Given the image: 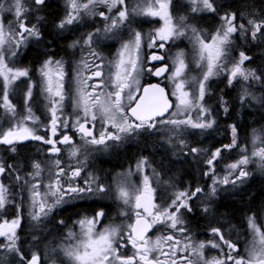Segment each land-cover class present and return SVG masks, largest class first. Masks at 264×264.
<instances>
[{"label": "snow or ice", "instance_id": "snow-or-ice-1", "mask_svg": "<svg viewBox=\"0 0 264 264\" xmlns=\"http://www.w3.org/2000/svg\"><path fill=\"white\" fill-rule=\"evenodd\" d=\"M36 6L45 4V0H32ZM171 0H147L144 7L139 5L130 10L125 0H66V14L59 21L57 27L65 29L66 26L79 23L85 16H93L97 13V6L103 5L108 13H112L113 9H117L114 16L109 17L104 11L99 12V16L108 20L109 23L104 31L111 32L119 28L125 22H130V14H142L153 17H160L163 20V27L155 31L154 36L149 37L147 47L164 48L169 41L175 43V40L186 36L190 31L193 48L196 52V66L202 69L201 75L189 78V63L186 60L183 50L177 51L171 59L172 70L168 79L171 80L173 91L170 93L175 97L176 104L173 106L169 99V93L158 84L149 85L141 89L139 77L148 71L159 77L169 72L167 65L152 69L147 68L145 62L141 59L140 49L142 35L138 31L132 32V38L122 43L117 53V58L111 63V67L115 70L109 73L106 79H101L99 84L92 85V91H89L88 81L93 78L104 77L102 64H92L87 59L82 60L83 68L91 72L90 76H84L82 72H78L79 77L77 83V94L74 100L76 118L72 127L80 134L81 141L85 147L87 146H104L108 147V141L119 142L126 135L139 133L140 131H161L158 125L171 126L167 129L173 136L178 138V144L181 148L187 147L184 139L179 138L184 129H209L215 124V120L211 118V109L204 104L205 95L209 89L206 84L211 77L227 73V83L231 86L234 82H247L250 79L260 81L264 73L257 75L254 69L245 68V61L250 57L244 52L239 53L238 59H229L231 49L229 45L232 43L234 34L246 31L243 23H237L235 13H226L221 17L223 24L221 29L216 31L208 40H206L195 26L188 25L184 22V18H180L179 22H174L169 12ZM194 5L192 11L216 12L213 0H192ZM13 12L16 20L15 28L6 30L2 14L4 12ZM29 11L24 0H10L9 4L0 2V79H2L3 87L0 90V109H3L5 115L10 117L14 123L7 129H0V144L9 146L11 152H16L15 145L26 140L42 141L50 146L52 154H59L60 145H71L70 156L75 158L80 155V147L76 146L72 138L65 134L61 139L56 140L58 126L66 129L69 127L68 117L63 113V102L65 100L64 92V76L62 61H54L47 59L39 69L43 78V91L47 94L48 111L50 113L51 137L37 135L35 130L29 126V122L33 124L39 121V117L33 112L30 101L33 98L32 86H29L25 93L24 113L19 114L17 107L9 99V92L12 85L21 77H28L29 70L26 68L10 67L5 59V52L11 49L10 55H16V49L22 42L28 38L39 39L41 32L35 24H28L27 16ZM83 13V16H82ZM42 19V18H40ZM252 26L250 35L252 39L257 38V34L264 29V20L247 21ZM99 31V30H97ZM96 33H88L83 40V45L89 49V56L99 58V54L92 47L93 37ZM157 41H160L157 44ZM80 41H74L70 47H77ZM7 46V47H6ZM163 55L152 54L151 61H162ZM95 70H92V69ZM195 83V92L189 89L188 85ZM101 91H96L101 88ZM251 96V93L244 89L241 96V103ZM253 100L255 96L251 97ZM135 101L134 106L132 102ZM221 106L225 114L228 112L227 101L221 98ZM170 112V109H173ZM196 112V119H193L191 113ZM183 116L184 118H178ZM102 125L100 131L95 132L96 122ZM114 131H108V128ZM231 143L216 148L208 156L206 163L209 165V172L206 175L214 173L215 162L221 158V154L225 150H231L237 147L238 136L235 125H230ZM259 139V137H256ZM170 142V141H169ZM202 150L197 147L188 149L189 153L200 154ZM246 149H241L243 153ZM252 156L258 157L264 166V147H260L252 152ZM86 159V157H85ZM83 163L82 161H77ZM250 163L249 155H242L234 163L227 165L229 175L235 173V180H230L228 176L222 179H213L211 187V195H215L217 189L216 184H235L236 180H243L249 175L246 166ZM55 171L49 169L50 178L44 185V191H41V184L37 178L41 177L44 169L39 161L32 163L33 171L28 175L31 181L26 180L20 175H15V179L24 184L29 185V215L33 221H40L47 218L49 214L57 207L67 203V197L73 199L81 196L82 193H105L108 189L98 183V178L88 174V179L83 181L84 186L76 183V178L81 175L82 167H71L66 171L61 167V161L56 159L53 161ZM148 164L146 158H141L136 164V170L143 172ZM12 169L11 165L5 167L0 161V176L5 175ZM67 178V183L62 182V178ZM116 198L134 212L135 221L127 225V230H123L121 226H106L101 231H96V226L100 222V218L104 216L103 211H98L94 216H82L75 223L79 225L80 231H68L67 239L71 243L63 246L64 255L70 264H178V260L182 264H194L190 259L191 255L197 257L196 264H264V231L256 223L255 214L247 217V225L251 231V241L245 249V255H240V249L237 244L229 239H225L224 234L219 228L213 227L211 232L218 237L220 243L210 242L213 248H221V244L226 246L227 252L220 258L213 257L205 259L203 250L205 243L201 242L193 245L190 237H184L183 242L174 235H165L157 237L154 241L146 237V233L156 224L164 225L183 235L187 229L184 226V220L180 215V210L185 209L192 211L189 201L192 200L197 193H202L203 189L197 187L189 194L188 191H180L174 194V198L164 207H158L153 201L154 189L150 186L148 175L143 176V186L137 188L128 186L124 183L118 184L116 187ZM8 203V188L0 182V210H3ZM155 209V211H153ZM204 212H208L209 208L205 207ZM121 215H128L127 211H121ZM21 217L18 214L11 221L4 219L0 222V237L4 238L0 241V249L15 253L19 257V264H41V256L37 252L26 255L21 251L17 235V229L20 227ZM59 223L63 224V221ZM131 245L134 249L132 255H122L121 249ZM167 246L165 251L163 246ZM153 253L157 255L153 256ZM178 253H188L189 255L178 257ZM163 257L164 259H161Z\"/></svg>", "mask_w": 264, "mask_h": 264}, {"label": "flooded vegetation", "instance_id": "flooded-vegetation-1", "mask_svg": "<svg viewBox=\"0 0 264 264\" xmlns=\"http://www.w3.org/2000/svg\"><path fill=\"white\" fill-rule=\"evenodd\" d=\"M53 0H45V4L52 2ZM56 1V0H55ZM61 2L56 4L61 10V19L66 13V0H57ZM176 2V1H175ZM175 2L173 1V13L177 15ZM175 8H174V7ZM216 7V6H215ZM107 9L103 6H97L95 9L96 15L85 17L79 23H74L73 25L66 26L65 29H60L57 27L59 20L56 25H54V30L56 31V36L63 42H65V49L55 50L54 43V32L51 33L49 37V43L46 49V55L44 61L51 58L54 61L61 60L64 62L63 66L67 67L70 70L73 66L78 65V50L80 52V46L83 43L84 38L88 33H96L93 37L92 47L99 54V58H92L89 56V49L87 46L83 45L81 48L80 56L82 60L87 59L92 64H102V70L104 72V77L102 78H93L88 81L89 91H92V85L99 84L101 79H106L109 76L110 72H113L115 69L111 67V63L114 62L117 58V53L121 48L122 43L127 42L126 37L128 34H131L135 28L140 31H145L147 28L158 27L157 25H152L147 18L149 16L138 19L134 24L132 20L127 22L125 27H119L111 31L113 38L104 39V34L102 31L106 28L109 23L108 20L102 19L98 15L100 11ZM106 11H104L106 13ZM37 9L33 10V14H37ZM140 15V14H139ZM225 15V14H224ZM243 18L239 23L245 25L246 31L242 33V38L244 44L248 47H252V50H257L261 47L262 42H264V29L261 30V33L257 34L256 39H252L250 32L252 26L247 23L249 19L254 21L264 20V11L255 9L251 13L241 11ZM83 16V13H82ZM110 17V16H109ZM103 21L104 24L103 25ZM134 27V28H133ZM39 28V27H38ZM40 30V28H39ZM99 30V31H97ZM41 36H42V31ZM247 33L249 37H247ZM33 41V44L36 43ZM79 40L81 43L77 48L70 47L74 41ZM160 42L157 41V44ZM247 43V44H246ZM168 44L164 49L160 48H149L143 42H141L140 55L141 59L145 62L146 67L155 71L156 68H159L163 64H167L169 72L164 76L156 77L152 73L145 71L143 72L139 79L141 81V89L152 82H157L167 88L170 95V85L167 80L169 76L172 65L168 57ZM161 51L164 54L165 60L163 62H151L150 55L153 52ZM238 52H244L245 55L250 57L249 60L245 61L244 67L250 64L254 65L258 69L257 75L260 73V62L259 57L254 58V52H246L244 50H239ZM229 59H233L230 55ZM40 66L43 64V62ZM82 64V61H81ZM83 65V64H82ZM92 70H95L94 68ZM86 76H90L91 72L85 70ZM73 71L67 73L68 77H72ZM65 75V76H66ZM64 76V77H65ZM66 76V78H67ZM68 80V79H67ZM70 81V80H69ZM74 86V85H73ZM251 93V96L247 97L243 103H241V96L243 95L244 89ZM262 76L260 81L249 80L247 82L237 81L234 82L231 86L227 83V73H222L218 76L211 78L208 89V100L214 112L219 111L220 102L218 100L227 101L228 112H230V93L236 98L237 108L242 109L245 105H251L254 110L260 108L261 95H262ZM101 88H97L96 91H101ZM69 95L68 102L65 106L68 108L66 112H63L68 117L69 127L66 129L57 128V134L55 137H51V132L49 129L50 122L47 119L44 123H37L33 125L37 135L44 136L46 139L51 137L53 139L59 140L63 135H69L76 146L80 147V155L78 157H71V145H60L57 144V147L61 149L59 154H52L50 152V146L44 144L42 141L29 140L27 142L33 141V162L39 161L41 163L44 171L42 172L41 177L37 180L41 184V191H44V185L48 183L50 178L49 169L55 171V166L53 161L59 159L61 161V167L65 168L66 171L71 167H82L83 171L81 175L76 178V183L80 184L81 187L84 186L83 181L88 179V174H91L94 177L98 178V183L103 184L108 191L105 193L93 194V193H82L78 198L67 197V203L62 204L61 206L55 208L47 218H42L40 221H33L29 215L30 204L29 202L22 201L16 203H8L3 210H0V222L7 219L11 221L15 219L18 214L21 217L20 227L17 229V235L20 237L19 245L21 251L26 255H30L32 252H37L41 256V264H70L67 257L64 255L63 246L71 243L67 239V232L74 231L79 232V225L75 222L82 218V216H94L98 211H103L104 216L100 218L99 224L96 226V231H101L103 227L112 225V226H121L123 230H127V225L132 224L135 221V215L132 210L127 206L123 205L121 201L116 198V187L118 184L124 183L128 186H135L140 188L143 186V176L148 175L150 179V186L154 189L153 192V203L158 207H164L171 202L174 198V194L180 191H188L191 194L197 187L203 189L202 193H197V195L190 200L188 203L192 208L191 212L186 211L185 209L180 210V215L184 220V226L187 231L181 235L179 232H176L173 229L167 228L164 225L156 224L154 225L147 233L146 237L155 240L157 237H163L165 235H174L177 239H180L182 242L184 237H190L193 245H197L201 242L205 243L206 247L203 250V255L205 259H211L213 257L219 258L216 250L219 248H213L210 246V242L220 243L218 237L214 236L211 232L213 227L219 228L224 234L225 239L231 240L233 243L237 244L240 249L239 254L243 255V250L245 243L249 240V228L247 225V217L249 215L255 214L256 223H262L261 214L264 212V205H259L257 211L248 213V215L241 217L239 219L234 217L221 218L216 213L217 202L225 197L228 198L230 195L242 191L247 185L253 181H262L261 178L264 175L260 173H249V175L241 180H236L235 184H220L222 185L223 191L209 200L210 188L207 178L203 180V172L207 169L208 166H203L198 163V159L194 160L196 154L189 153L188 150L181 153L180 149L176 148L178 146L174 139L168 138L165 136L162 131L152 132L146 131L142 133H132L131 136H125L119 142L108 141V147L104 146H87L83 145L81 141L80 134L72 127L76 116L75 112L78 109H75L74 100L76 97V92L74 89H71L67 92ZM255 96L256 99L251 97ZM171 99L174 102V98L170 95ZM135 101L132 102L134 105ZM217 103V104H216ZM175 107V106H174ZM174 108L171 110L173 111ZM223 111V109H221ZM221 111V112H222ZM224 112V111H223ZM222 112V113H223ZM234 125V124H232ZM220 126L218 123L214 129H217ZM223 126V124H222ZM227 126H230L227 124ZM102 125L99 121L96 122L95 132H99ZM213 129V130H214ZM223 130V128H221ZM108 131H114V129L108 128ZM225 133V131H223ZM231 134V132H230ZM240 137V136H239ZM241 138V137H240ZM241 140L246 141L241 138ZM170 141V142H169ZM203 142L197 143L196 136L192 137V140L186 145H192L197 147L202 145V149L208 152H202L204 155H201L203 159L207 158V154L210 151H214L216 148H212V145H216L215 141L208 139L207 137L202 140ZM231 141V136L228 141L222 142L220 145L229 144ZM20 142V143H27ZM215 143V144H214ZM220 148V147H217ZM225 153L224 151L221 154V158L217 160L218 167H220L225 162ZM86 157V159H85ZM141 158H146L148 164L145 166L143 172L136 170V164ZM202 159V160H203ZM77 161H82L83 163H78ZM222 164H221V163ZM217 164V163H216ZM217 165H214L216 168ZM205 173V172H204ZM236 177H232L230 180H235ZM62 182L67 183V178H62ZM242 182V183H241ZM240 183L242 185H240ZM18 197V196H17ZM26 198V197H24ZM13 199V198H12ZM205 207L209 208L208 212H204ZM127 211L128 215H121V211ZM155 211V209H153ZM206 220L207 224H204ZM63 221L64 223H59ZM212 234V236H211ZM4 238L0 237V241H3ZM165 251H167V246H163ZM221 248H224L225 255L227 252L226 246L221 244ZM134 249L131 248V245H128L126 248L121 249L122 255H132ZM153 256L157 253H153ZM189 255L188 253H178V257ZM164 259L163 257H160ZM190 259L193 260L196 264L197 257L191 255ZM0 264H19V257L12 252H8L5 249H0ZM178 264H182V261L178 260Z\"/></svg>", "mask_w": 264, "mask_h": 264}, {"label": "rangeland", "instance_id": "rangeland-1", "mask_svg": "<svg viewBox=\"0 0 264 264\" xmlns=\"http://www.w3.org/2000/svg\"><path fill=\"white\" fill-rule=\"evenodd\" d=\"M5 1L6 0H0V2H2V3H4ZM173 1L174 0H171L170 6H169V12H170V14L173 17L174 22H179L180 18H184V22L186 24H188V25L195 26L198 30H200L201 35L206 40H208L212 35H214L216 33V31L221 29L223 21L221 20L219 22V21H217L215 19L214 15H215L216 12H209L207 10L193 12L192 8L193 7H198V5H194L192 3V0H176L175 5H174L176 7V12H178L177 15H176L172 11L173 10V8H172ZM9 2H10V0H9ZM146 2H147V0H130V1L125 0V3L127 4V6H128V4L131 5L130 7L128 6V8L130 10V13H131V9L137 7L138 5L140 7H144ZM222 2H223L222 0H213L214 6H215V3H217L219 6H222L223 5ZM4 4L7 5L9 3H4ZM103 11H106V10L103 9ZM116 11H117V9H113L112 13H108L106 11V14L109 15L110 19H111V17L115 15ZM9 15H12V16L9 17ZM64 16L65 15H63V17ZM147 16L148 15H142V14H140V15L139 14L131 15L130 14V20H132V23H133V20L138 21V19L141 20L142 18H145ZM2 17H3V20H4V24H5L6 30L10 29V27L11 28H15L16 20H15L13 12H4L2 14ZM85 17H89V16H85ZM102 19H104V18H102ZM147 20L152 22L151 23L152 25L153 24L154 25L158 24V27L156 26V27H154V29L149 27L145 31H140L137 28H135V30H133V31H138V32L141 33L142 40H143V42L146 45L149 42V37L154 36L155 31L157 29L163 27V23H164L163 20L160 17L149 16V18H147ZM103 25H105L104 21H103ZM126 25H127V22H125L120 27H125ZM209 31H211L210 34L208 33ZM102 33H106V32L103 30ZM241 35H242V33H241ZM104 37H105L104 39L113 38V34L111 32H107L106 34H104ZM126 37H129V38H126ZM125 38L127 40L131 39L132 38V33L128 34L127 36H125ZM31 41H35V38H28L27 40L22 42L20 44V46L16 49V55L15 56H12V55L9 54L11 49H8L5 52V59H6V62L9 64L10 67L18 68V67H15V65L16 64L18 65L19 62H20L19 56H20L21 48L26 46ZM167 44H168L167 52H168V57H169L170 62H171L172 57L175 55V53L177 51L183 50L185 52L186 60L189 63V69H188L189 78H191L193 76L198 78L201 75L202 69L200 67L196 66V62H195L196 52H195V50L193 48V43H192V40H191L190 31L186 34V36L175 40V43H173L172 41H169V42H167ZM82 47H83V43L80 46V52H81V48ZM74 48H77V47H74ZM229 48L233 49V43H231L229 45ZM232 49H231V53H230L231 57L233 59H238L240 52L232 50ZM80 52L78 50V53H79L78 61H80V63L78 65L73 66L70 70H68L67 67L63 66V70L65 72V75L67 73L73 71V74H72L73 76L72 77H68L66 75L67 78L65 76L64 77V81H63L64 92H65V100L63 102V112H66V109H68L65 106V102L67 104V102H68L67 100L69 98V95H68L67 92L70 91L71 89H74L75 92L77 93V88L79 87V85L77 83V81L79 79L77 73L78 72H82V74L84 76H86L84 68H83V65L81 64L82 59H81V56H80ZM58 61H61V60H58ZM63 64H64V62H63ZM42 65L37 69L36 74H35V76H33L32 79H31V76L29 74L28 77H21L17 81H15V83L12 85V87L10 89L9 99L12 101L13 104L16 105L17 112L18 113L20 112L21 114H23L24 113V108H25V104H24L25 93L27 92L29 86H32L33 89L36 86H38V88H39L38 90L40 91L39 96H40L41 104H42V113L44 112V114H43L44 117H43L42 123H44L47 119L50 122V113L48 111V100L46 98L47 94L43 91V78H42V76L40 74V71H39V69L42 67ZM253 66L254 65L250 66V64H249L247 66V68L248 69H254L256 71V73H258V69L256 68L257 66L256 67H253ZM168 77H167V80H168L170 88H171L170 89L171 90L170 93H171L173 91V85H172L171 80L168 79ZM26 78H29L30 81L27 82ZM211 78L209 79V81L206 84V88L207 89H208V85H209V82H210ZM22 80H25V82H22L24 84L25 90L24 91L22 90V92L19 93V91H17L16 88H17V84H19V81H22ZM139 81H140V79H139ZM141 84L142 83L140 81V87H141ZM2 87H3V83H2V79H0V90H2ZM188 87H189L190 90L195 92V88H196L195 83L189 84ZM208 94H209V91L205 95L204 104H205L206 107L211 109V118L215 120V124H214V126L212 128H209V129H191V128L184 129L182 131L181 136L179 138L184 139L186 144L192 140L193 136H196L197 143H199V141H200V143L203 142L202 140L206 138V136L209 134V132H211L216 127V124L218 123V121L216 119V114L217 113L213 111V109H212V107H211V105L209 103ZM16 96L22 98V102H21L20 108H18V105L12 100L13 99L12 97H16ZM173 98H174V106H175L176 99H175V97H173ZM220 101L221 100H218V102H220ZM30 104H31L32 109H33V99H32V101H30ZM220 105H221V103H220ZM216 109H220L219 111H222L221 109H223V107L221 106L220 108H216ZM78 111L79 110L73 111V112H75L74 116H76V112H78ZM0 115H1L0 124H1V126H5L4 129H7L8 127H10L14 123V121L10 117H8L7 115L4 114L3 109H1ZM191 115H192L193 119H196V112L195 111H193L191 113ZM178 118L182 119L184 117L180 116ZM8 119H10V121ZM37 123H39V122H37ZM37 123L33 124L32 122H29V126L33 128V125H36ZM170 127L171 126H168V125H163V126L158 125V128L162 129L161 131L164 132L166 137L175 140V142L178 145V146H175V147L180 149L181 153H183L184 151H186L189 148L193 147L192 145H189V147H185V148L182 149L181 146L178 144V138L173 136V134L170 133L169 131H167V129L170 128ZM145 132H146V130L140 131L139 133L144 134ZM229 132H231L230 127H229ZM126 136H131V134L126 135ZM237 136H238V134H237ZM256 137H259V139H256ZM230 143H231V141H230ZM201 146L202 145H199L198 148L202 149ZM260 147H264V129L260 130V129L255 128L250 133V135H249V137H248V139L246 141L241 140V138L238 136L237 147L232 148L231 150H225L224 151V153L226 154L225 157H224V159H225L224 164H222L220 162L222 165L220 167H218V162L216 161L215 165H217V167L215 168L214 173H210V174L206 175L205 173L209 172V170L207 171V169L204 171L205 173L203 172V175H202L203 180H204V178H207V180L209 182L208 185H209L210 191H211V187L213 185V179L214 178L215 179H222L223 177L228 176V178L231 179L232 177H235V173H233L232 175H229V170L227 168V165L230 164V163L236 162L244 154L249 155V157H250V163L246 166V170L249 173L250 172L253 173V174L254 173H260L261 175H264V166H262V162L259 160L258 157L252 156V152L257 150ZM242 148L246 149V151H244L243 153L241 152ZM208 150L209 149L207 147V151H204V152H208ZM202 152L200 154H196L195 157H194V160L198 159V163L202 164L203 166H208V164L206 163V160H207L208 156L210 155V153L213 152V151L211 150L210 153L207 154V158L206 159L202 158L201 155H204ZM2 160H3L2 155H0V161H2ZM29 168L31 169L29 172L26 171L25 173H23V175L21 174L20 176L24 177L26 180L31 181V177L28 175L30 172L33 171L31 163L29 165ZM10 180H11L10 176L7 175L6 173H5V175L0 176V182H2L8 188V199H9V201H11V203L22 202V201L29 202V195H30V193H29V185L28 184H24L22 181L18 182L16 179H13V181L11 180V182H10ZM241 183H240V185H242ZM216 189H217V191H216L215 195H211V192H210L209 200L214 198L216 195L218 197V193L220 194L223 191L222 185H220L219 183L216 184ZM24 197H26V198H24ZM261 220H263L262 223H257V225L261 228L262 231H264V212L261 214ZM248 234H249V236H248L249 240L245 243L244 250H243V255L246 254L245 253V249L249 246V241H251V238H252L250 229L248 231ZM211 236H212V234H211ZM216 251L218 253L219 258L222 256V254L225 253V250L222 252L221 249L219 251L218 250H216Z\"/></svg>", "mask_w": 264, "mask_h": 264}, {"label": "trees", "instance_id": "trees-1", "mask_svg": "<svg viewBox=\"0 0 264 264\" xmlns=\"http://www.w3.org/2000/svg\"><path fill=\"white\" fill-rule=\"evenodd\" d=\"M130 1V0H128ZM176 0H174L175 2ZM222 6H219L215 3L216 13L214 15L217 21H221V17L226 13H235L237 17V23L243 18L241 15V11L251 13L253 10L258 9L264 11V0H222ZM25 5L28 7L29 11L25 14L27 16L28 24H35L42 31V36L36 40V43L33 44V41L29 42L26 46L21 48L20 51V62L15 65L18 68H26L29 70V74L31 79L35 76L37 69L40 67L42 61H44L46 55L47 45L49 43V37L51 33L54 32V47H59L58 50L65 49V42L61 41L58 36H56V31L54 30V25L61 19V10L56 4H60L61 2L53 0L48 4H44L41 6H36L32 3V0H24ZM4 3H10L9 0H6ZM130 7L131 5L128 4ZM37 9V14H33V10ZM7 12V11H6ZM12 15H9V17ZM42 18V19H40ZM137 22L133 20V24ZM211 30V29H210ZM209 34L211 31L208 32ZM247 37H249L247 33ZM233 49L235 51L244 50L246 52H254V58L259 57L260 62V73H264V42H262L261 47L257 50H252L253 48L244 44L241 33L234 34L232 37ZM247 44V43H246ZM26 81H30L29 78H26ZM25 80L19 81L17 84L16 90L19 93L24 91ZM262 95H261V103L260 108L254 110L251 105H245L244 108H237V99L232 96L230 93V112L228 114H224L221 111H216V119L218 121V125L220 126L217 129L212 130L206 136L208 139L215 141L218 143L216 145H212V148L222 147L220 145L222 142L228 141L231 134L229 132V127L227 124H234L237 128V134L243 139H248L250 133L255 129H264V76H262ZM38 86L34 89L33 92V112L37 117H39V123L43 121L42 113V104L39 96L40 91L38 90ZM13 101L18 105V108L21 106L22 98L16 96L12 97ZM217 104V103H216ZM20 110V109H19ZM1 113V109H0ZM19 114H21L19 112ZM1 117V115H0ZM7 120V119H6ZM10 121V119H8ZM223 124V126H222ZM5 126H1L0 129H4ZM223 128V130H221ZM225 131V133H223ZM214 143V144H215ZM16 152H11L9 150V146L0 144V155H2V162L7 168L8 165L12 166V169L15 171L9 170L6 172L7 175L10 176V179L13 181L15 179V175H23L26 171H30L29 168L30 163H33V141L27 143H17L15 145ZM10 180V182H11ZM262 181H253L247 185L242 191L236 192L228 198H221L217 202V210L216 213L221 218L226 217H234L241 218L248 213L257 211V207L261 204L264 205V176L261 178ZM206 220H205V223Z\"/></svg>", "mask_w": 264, "mask_h": 264}, {"label": "water", "instance_id": "water-1", "mask_svg": "<svg viewBox=\"0 0 264 264\" xmlns=\"http://www.w3.org/2000/svg\"><path fill=\"white\" fill-rule=\"evenodd\" d=\"M165 46H166V44H165ZM165 48V47H164ZM164 48H162V49H164ZM161 49V48H160ZM152 54H157V55H163L164 56V54H163V52H161V51H158V52H153V53H151V55ZM150 55V56H151ZM165 60V59H164ZM164 60H162V61H151V62H163ZM164 65H167V64H163V65H161L160 67H162V66H164ZM167 73V72H166ZM166 73H164L162 76H164ZM157 77V76H156ZM153 84H158L160 87H162V88H164L165 89V91L168 93V90H167V88H165V86H163L162 84H160V83H157V82H152V83H149V84H147V85H145L144 87H148L149 85H153ZM143 87V88H144ZM169 99L172 101V103H173V106H174V102H173V100L171 99V97H170V95H169ZM135 104V103H134ZM134 106V105H133ZM171 110L172 109H170V112H171ZM27 141H29V140H26V141H23V142H27Z\"/></svg>", "mask_w": 264, "mask_h": 264}]
</instances>
